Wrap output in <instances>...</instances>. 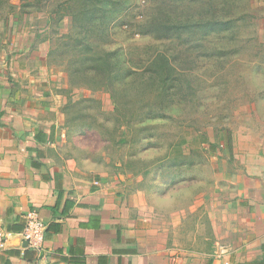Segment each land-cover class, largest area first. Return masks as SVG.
I'll list each match as a JSON object with an SVG mask.
<instances>
[{"label":"rangeland","instance_id":"rangeland-1","mask_svg":"<svg viewBox=\"0 0 264 264\" xmlns=\"http://www.w3.org/2000/svg\"><path fill=\"white\" fill-rule=\"evenodd\" d=\"M156 51L176 77L141 88ZM30 76L52 91L66 159L136 179L165 215L194 206L191 250L215 249L204 194L264 178L246 165L264 159V0H0V81Z\"/></svg>","mask_w":264,"mask_h":264},{"label":"crops","instance_id":"crops-1","mask_svg":"<svg viewBox=\"0 0 264 264\" xmlns=\"http://www.w3.org/2000/svg\"><path fill=\"white\" fill-rule=\"evenodd\" d=\"M2 81L0 228L10 237L0 264H264L261 175L238 176L235 193L204 194L197 215L206 218L216 242L212 253L196 252L180 237L185 218L195 215L193 205L165 215L136 179L66 159L44 79ZM247 162L249 172L259 174L254 163L264 159ZM30 210L46 224L40 252L17 235Z\"/></svg>","mask_w":264,"mask_h":264},{"label":"trees","instance_id":"trees-1","mask_svg":"<svg viewBox=\"0 0 264 264\" xmlns=\"http://www.w3.org/2000/svg\"><path fill=\"white\" fill-rule=\"evenodd\" d=\"M89 4H92V2H89ZM210 23V22H209ZM148 26L153 25L155 27L157 26H163L171 28L170 23H159L157 21H149L147 22ZM212 25V23H210ZM160 51H156L152 57L148 60L147 64H149V71L148 74L145 75V73H138V78L135 82V84L139 87H154L155 90H157V82L163 81V79H174L176 76L174 75V69L172 65L169 63L168 58L163 54L159 53ZM110 53L97 55L96 59L94 60L95 68L97 70H101V68H105L102 71L105 72L106 76L111 73V68H109L111 63V59L109 58ZM141 68V67H137ZM174 72L173 74L171 72ZM167 76V78H166ZM105 75H103V78ZM113 82V81H112ZM111 82V83H112ZM173 81H170L169 83H172ZM124 91L127 89V86L125 85L123 87ZM117 91V90H116ZM112 92V91H111ZM110 92V93H111ZM115 92V89L111 93L113 96V93ZM224 146L229 149V151L232 149V140L229 131H225L224 133Z\"/></svg>","mask_w":264,"mask_h":264},{"label":"built area","instance_id":"built-area-1","mask_svg":"<svg viewBox=\"0 0 264 264\" xmlns=\"http://www.w3.org/2000/svg\"><path fill=\"white\" fill-rule=\"evenodd\" d=\"M24 220V228L17 235L26 243L28 248L34 249L37 252L42 251L46 224L34 210L28 211L24 215ZM9 237L10 232L0 228V251L5 248Z\"/></svg>","mask_w":264,"mask_h":264}]
</instances>
